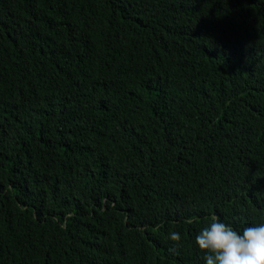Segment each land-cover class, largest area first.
I'll return each mask as SVG.
<instances>
[{
	"label": "trees",
	"instance_id": "trees-1",
	"mask_svg": "<svg viewBox=\"0 0 264 264\" xmlns=\"http://www.w3.org/2000/svg\"><path fill=\"white\" fill-rule=\"evenodd\" d=\"M213 215L264 222V0H0V264H205Z\"/></svg>",
	"mask_w": 264,
	"mask_h": 264
},
{
	"label": "clouds",
	"instance_id": "clouds-1",
	"mask_svg": "<svg viewBox=\"0 0 264 264\" xmlns=\"http://www.w3.org/2000/svg\"><path fill=\"white\" fill-rule=\"evenodd\" d=\"M169 239L179 246L181 235L172 231ZM195 244L204 253L205 264H264V222L237 231L213 215L196 235Z\"/></svg>",
	"mask_w": 264,
	"mask_h": 264
}]
</instances>
